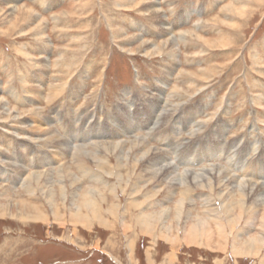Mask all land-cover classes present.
<instances>
[{
	"label": "rangeland",
	"instance_id": "1",
	"mask_svg": "<svg viewBox=\"0 0 264 264\" xmlns=\"http://www.w3.org/2000/svg\"><path fill=\"white\" fill-rule=\"evenodd\" d=\"M237 1L0 0V158L18 165L12 168L17 173L9 169L16 181L0 177V205L12 204L15 211L17 200L25 199L40 205L47 218L0 216V264H264V247L257 256L240 254L234 247L264 235V205L249 195L247 202L255 211L250 208L240 221L229 219L216 176H225L222 184L238 183L253 172L247 178L258 181L255 177L264 168V2ZM17 3L47 18L44 29H36L32 21L9 30L11 7ZM232 3L249 9L248 14L227 11ZM223 39L229 44L221 45ZM155 46L160 53L152 50ZM2 103L16 118L2 113ZM128 121L133 125H126ZM197 126L202 130L193 133ZM186 141V159L198 164L177 161ZM206 143L217 147V153L199 158ZM175 145H181L179 151ZM148 149L157 158L167 155L187 182L180 185L169 173L146 176L147 163L156 158L151 154L142 159ZM84 151L94 157L86 158ZM229 156L235 157L233 163ZM210 163L226 170L212 169L207 174L214 188H208L206 179L201 188L191 177ZM68 174H75L82 191L97 190L100 200L113 208L112 213L102 209L105 221L72 224L69 209L75 206ZM30 176L37 179L29 181L37 187L34 192L24 189ZM53 180L56 204L65 215L62 223L42 193ZM63 180L67 196L61 190ZM253 185L246 184L258 186ZM203 198L213 202L207 206ZM180 202L184 213L198 208L193 217L205 214L222 225L229 219L226 227L220 231L209 223L214 240L199 245L187 243L183 230V240L176 243L151 236L137 221L143 212L149 218L171 212L172 220ZM243 227L248 230L242 235Z\"/></svg>",
	"mask_w": 264,
	"mask_h": 264
},
{
	"label": "bare ground",
	"instance_id": "2",
	"mask_svg": "<svg viewBox=\"0 0 264 264\" xmlns=\"http://www.w3.org/2000/svg\"><path fill=\"white\" fill-rule=\"evenodd\" d=\"M18 1V0H16ZM124 1V0H123ZM237 1V0H236ZM246 1H249V0H244L243 4L246 2ZM129 2V0H128ZM238 2V1H237ZM259 2H264V0H259ZM130 3H135L134 0H130ZM234 3V2H233ZM229 4L227 5V8L228 10L227 11H232L231 13H234L235 11L242 15H247L249 12V9H244V8H236L234 6V4ZM123 4V3H122ZM141 2H138L137 3V6H141ZM145 4V3H144ZM19 4L17 3V5H14L13 7H11V13L10 15L13 16L14 18V21L10 23L13 25L11 28H9V30H12L13 28H18L20 26L19 23H29V22H32L34 21L37 25H36V29H44V26L47 22V18H42L40 17L39 15H37L35 13V11L33 10V8L31 7H28V5H22V6H18ZM143 5V4H142ZM245 5V4H244ZM11 6V5H10ZM9 6V7H10ZM4 9V8H3ZM154 10H152L153 14L155 16H159V9L158 8H154ZM3 11V10H2ZM4 12V11H3ZM8 12V11H7ZM70 12V11H69ZM153 15V16H154ZM161 15V14H160ZM152 16V17H153ZM8 17V16H7ZM10 17V16H9ZM11 19V18H10ZM216 21V20H215ZM19 24V25H18ZM47 27V25H46ZM45 27V28H46ZM17 30V29H15ZM13 30V31H15ZM167 30V29H166ZM36 31V30H35ZM159 31V30H158ZM194 32V31H193ZM40 33V32H39ZM169 33V32H168ZM180 33V32H179ZM182 33V32H181ZM189 33V32H188ZM175 35V34H174ZM187 35V34H186ZM185 35V36H186ZM180 36H183V35H180ZM171 37V36H170ZM169 37V38H170ZM196 37V36H195ZM198 37V36H197ZM167 38V39H169ZM183 38V37H182ZM180 38V39H182ZM198 38L202 39L203 41L205 42H208V40L204 39L203 37L199 36ZM171 39V38H170ZM185 39V38H184ZM144 42V41H143ZM165 42V41H164ZM167 42V41H166ZM178 42V41H177ZM212 44H213V41H211ZM169 44V42H167ZM171 43V46L176 44V41H175V37H174V40ZM209 43V42H208ZM221 45H227L229 44V42H226L223 40H220L219 42ZM147 44V43H146ZM215 44V43H214ZM217 44V43H216ZM142 45V44H141ZM158 45V44H157ZM170 45V44H169ZM219 45V44H217ZM144 46V45H142ZM166 46H164L165 48ZM176 46H173L172 48H174ZM223 47V46H222ZM19 48V47H18ZM137 48V47H136ZM146 48V47H145ZM163 48V49H164ZM140 49V48H139ZM156 50L157 52L160 53V46L158 47H154L152 48V50ZM168 52V51H167ZM170 52V50H169ZM175 52V51H174ZM147 53V52H146ZM163 53V52H162ZM73 54V53H72ZM152 54V53H150ZM153 54L155 55V53L153 52ZM167 54V53H166ZM171 54V53H170ZM174 56V55H173ZM38 59V58H37ZM41 60V59H40ZM26 62V61H25ZM36 64V63H35ZM43 64V63H42ZM30 72V71H29ZM54 87V86H53ZM50 90V89H49ZM56 91V90H55ZM49 93V92H48ZM54 93V89H52V91H50V95L52 96V94ZM57 94V93H56ZM33 95V94H32ZM42 95V94H41ZM175 95V94H174ZM45 98V97H44ZM159 98H162L161 96ZM51 100V99H50ZM49 101V100H48ZM53 101V100H52ZM169 101V100H168ZM171 101V100H170ZM1 102V101H0ZM7 102V101H6ZM23 103V102H22ZM169 104V103H168ZM170 105V104H169ZM36 107V106H35ZM169 107V106H168ZM1 108L3 109L2 113L3 114H7L9 115V117L11 116L12 118H16V116H13L12 115V112H10L9 108L5 106V104L2 103V106ZM13 108V107H12ZM79 108V107H78ZM219 110V109H218ZM36 112V111H35ZM166 112V111H165ZM169 112V111H168ZM171 113V112H170ZM42 114V113H41ZM168 116L170 114H167ZM40 116V115H38ZM43 116V115H42ZM187 116V115H186ZM47 117V116H45ZM157 118V117H156ZM190 119V118H189ZM12 120V119H11ZM17 120V119H16ZM167 120V119H166ZM170 120V119H169ZM150 121V120H148ZM193 121V119H192ZM191 121V122H192ZM152 123V122H151ZM151 123H146L147 127H149L150 125H152ZM168 123V122H167ZM126 125H133L131 121H128V123ZM201 125V124H200ZM35 126V125H34ZM37 126V125H36ZM39 127V126H38ZM44 127V126H43ZM214 129V127L212 128ZM211 129V130H212ZM42 130V129H41ZM200 130H202V127L201 126H197L195 129H193V133L195 132H199ZM42 133V132H41ZM200 133V132H199ZM169 135V133H168ZM202 138V136H200ZM194 138V137H193ZM68 141V140H66ZM69 142V141H68ZM186 145L187 146H184L183 150L180 152L179 149H180V146L181 145H175L174 147V151H179V155L177 157V161L179 163H185L186 165L191 163V164H198V162H196V160H188L186 159L187 157V153L189 151V148L190 146H188V141H186ZM183 144V143H182ZM216 144V143H215ZM234 144V143H233ZM60 145L63 147L64 146V149H67V145L65 142L63 143H60ZM184 145V144H183ZM205 147L203 150H205L204 152H202V154L200 153L199 154V158H202V156L205 155L206 159H209L211 156H214L216 155L217 151V147L216 148H209L207 147V143L204 144ZM222 145V144H220ZM67 146V147H66ZM138 146H140V144H138ZM215 146V145H214ZM235 146H236V142H235ZM134 147L136 148V144L134 145ZM141 147V146H140ZM218 152L219 151H222V148L218 145ZM194 148V147H193ZM228 148V147H227ZM240 148V147H239ZM242 148V147H241ZM49 149V148H48ZM1 150V149H0ZM110 150V149H109ZM80 152L82 150H79ZM111 151V150H110ZM153 151V150H152ZM231 151V150H230ZM56 152V151H55ZM112 152V151H111ZM192 152V151H191ZM109 153V151H108ZM118 153V152H117ZM198 153V151H197ZM242 154L243 151L241 152ZM5 154V153H4ZM63 154V153H62ZM106 154V153H105ZM154 155L156 158H152L153 160H151L150 163H147L146 166H149L146 170L147 174L146 176H152V178H159L160 175H164V174H167L169 173L170 175L173 176L172 179L174 180H179L177 183L182 185L183 183L185 184V182H187V179L186 177L183 178L184 174H179L177 172V169L178 167L173 163L172 160L170 161H167L168 159V156L163 154L165 156L162 157V158H157V152H151V149H148L147 152H145V154L142 156V159L145 158L146 156H150V155ZM159 154V153H158ZM6 155V154H5ZM111 155V154H110ZM129 154H127L128 156ZM83 156H85L86 158H93L94 156L91 154V153H88L87 151H84L83 152ZM108 156V155H107ZM124 157V156H123ZM2 158V157H1ZM0 158V160H2ZM108 159V158H107ZM106 159V160H107ZM119 159V158H118ZM229 159L230 161L233 163L235 161V157H232V156H229ZM10 160H13L9 157H5V159H3L1 162L4 163V164H0V171L2 173V175L0 174V177H2L3 175L7 176V178L5 179L6 180H15V178H13L11 175V171H15L13 170L14 168L18 167L17 165V161L13 160V161H10ZM84 160V159H83ZM102 160V159H101ZM104 160V159H103ZM137 160V159H136ZM159 160V161H158ZM87 161V160H86ZM118 161L121 162V164H125L123 161L124 159H119ZM140 161V160H139ZM146 161V160H145ZM27 162V161H26ZM60 162V161H59ZM85 163V161H84ZM111 163V162H110ZM136 163V162H135ZM152 163V164H151ZM244 165H245V162H242ZM236 164V163H234ZM233 164V165H234ZM24 165V166H23ZM79 165V164H78ZM100 165V164H99ZM105 165V164H104ZM111 165V164H110ZM21 167H23L24 169H26V165L25 163L23 164H20ZM95 166H96V163H95ZM120 166V165H119ZM78 167V166H77ZM86 167V166H85ZM98 167V166H97ZM104 167V166H103ZM110 167V166H109ZM156 167V168H155ZM249 167V166H248ZM248 167L245 168V167H242L241 169L243 171H248ZM8 168V169H7ZM13 168V169H12ZM91 169V166L88 167ZM96 168V167H95ZM121 168V166L119 167V169ZM172 168V170H170ZM218 169V173H220L221 169L222 168H219L217 167L216 164H212L210 163V165H207L206 168L203 169V173H195L193 175V177H191V181L194 182V183H198L201 185V188H203L204 184L206 183L209 187L208 188H214V186H212L210 184V181H209V173L212 169ZM10 169V170H9ZM79 169L84 171V168L82 165H79ZM87 169V168H86ZM85 169V171L87 172V170ZM94 169V168H93ZM105 169V168H104ZM111 169V168H110ZM264 169V168H262ZM260 170L259 172L263 171V175H260V176H257L258 173H254V174H257L255 178H257L258 181H251L252 178H247L249 175H246V178L243 179L242 181H238V183L234 182V180L230 181V182H227V183H223L222 184V180L225 179V176H218V187L220 188L219 192L220 193V197H222V199L224 200V203H223V213H226L227 217L229 219L232 220H243L246 216H245V213L249 210V213H250V208L252 209L253 207L247 202V196L249 195H253L255 196L256 198L254 199V201H256L257 203H260V205H264V181L260 180V178H263L264 179V170ZM23 170V169H21ZM73 170V169H72ZM79 170V171H80ZM96 170V169H95ZM109 170V169H108ZM122 170V169H120ZM223 170H226L225 168L222 169ZM111 171V170H110ZM188 171V170H187ZM256 171V170H255ZM16 172V171H15ZM22 172V171H21ZM74 172V171H73ZM72 172V173H73ZM108 172V171H107ZM212 173H214V170L211 171ZM249 172V171H248ZM10 174V175H7V174ZM17 173V172H16ZM20 173V172H19ZM85 173V172H84ZM89 173V172H88ZM101 173V172H100ZM124 173V172H123ZM150 175H149V174ZM95 174V173H94ZM122 174V173H121ZM188 174V173H186ZM68 178H69V183L71 184V187L72 188V191H70L71 193V200H72V203L75 208H68L69 209V216H70V219L72 224L73 225H82V226H89L93 221H97V222H101V221H105V218H104V213L102 211V209H104V211H106L107 213L108 212H111L113 211V208L111 210V206L109 207L107 204L105 205V202L104 200L105 199H102L100 200V197L98 195V193H96V191H91V190H87V191H82L81 190V184H79V180L75 178V174H68ZM98 175V174H97ZM113 175V174H112ZM189 175H192V174H189ZM18 176V175H17ZM24 176V175H23ZM50 174L47 175V178L48 180H50ZM121 177V179H123V175H119ZM188 176V175H187ZM215 176V177H216ZM233 176H236L235 174H233ZM19 177V176H18ZM22 178V176H20ZM19 177V181H21V178ZM40 177V175H39ZM166 177V176H165ZM237 177V176H236ZM94 178V177H93ZM168 178V177H167ZM230 178V177H229ZM232 178V177H231ZM35 179L33 176H30V179L27 180V182H25L24 184V189L26 192H34L35 191V188L37 187H32L33 185L31 184V182H29L30 180H33ZM90 179V178H89ZM92 179V178H91ZM99 177H96V180L97 182H99ZM131 179V177H129V180ZM163 179V178H162ZM207 180L204 184L202 182H204V180ZM213 179V178H211ZM37 179H35L36 181ZM150 180V179H149ZM230 180V179H229ZM16 181V180H15ZM34 181V180H33ZM126 181V180H125ZM246 181H250L251 183H248ZM44 182V181H42ZM50 182V181H49ZM52 182V181H51ZM101 182V181H100ZM130 182V181H129ZM172 182V180H171ZM215 182V181H214ZM154 183V182H153ZM42 184V183H41ZM48 184V183H46ZM54 184V180H53V183L50 185L53 186ZM66 181L64 182V180L62 181L61 183V190H64L63 193H64V196H67L66 195V192H67V189L66 188ZM128 184V183H127ZM246 184H254V185H258L257 187H248L246 186ZM36 185V184H35ZM44 185V183H43ZM253 185V186H254ZM261 185V187L259 186ZM263 185V186H262ZM48 186V185H47ZM157 186V185H156ZM41 187V185H40ZM48 187V191H41L42 193H44L43 195H45V199H47L48 201L47 202H50L51 204V208H52V212H53V216L55 218V220L59 221L62 223V221L64 220V217L65 215L62 213V211H60V208L57 206V200L55 199V187ZM157 189V188H156ZM207 189V188H206ZM37 190V189H36ZM80 190L82 192H80ZM135 190V189H133ZM190 190V189H189ZM188 190V191H189ZM40 191V190H39ZM174 191V190H172ZM5 192V191H4ZM80 192V193H79ZM136 193V192H135ZM255 193V194H253ZM41 194V193H40ZM62 194V193H61ZM102 194V193H101ZM175 194V193H174ZM184 194H187V191L185 190V192H183V195ZM63 195V194H62ZM137 196V195H136ZM204 196V195H203ZM210 196V195H209ZM104 197V196H103ZM148 197V196H147ZM62 198V197H61ZM131 198V197H130ZM252 198V197H251ZM138 199V198H137ZM204 199V198H203ZM135 200V199H134ZM188 200V199H187ZM251 200V199H250ZM253 200V199H252ZM60 201V200H59ZM162 201V200H161ZM193 201V200H192ZM204 201H206V204L205 205H209L211 204V198H205ZM104 202V203H103ZM135 202H137V200H135ZM57 203V204H56ZM70 203V202H69ZM102 203L103 205L105 206H102ZM160 203V202H159ZM255 203V202H254ZM14 204V203H13ZM146 204V203H145ZM197 204V203H196ZM195 204V205H196ZM15 206V211L12 210V204L9 205H5L4 204V207L2 208V204L0 205V216H7V215H11L13 217H17V218H20L22 220H38V219H43L45 220L46 216L44 214V211L41 209L40 205H35L33 204L32 202H29L28 200H25V199H19L17 200V202L14 204ZM141 206V205H140ZM179 206V205H178ZM181 206V208H180ZM180 206L177 208L176 212L174 213L175 216L172 217L173 219L171 220V212H166V213H163V214H158V215H154L155 218H149V216L147 217V215L143 212L141 215L144 214V216L146 218H141L140 216L138 217L137 221L138 223L140 224V226L142 227V229H144L145 231H147L151 236H154V237H161L163 239H167L169 241H174L176 243L177 240H183L182 238H180V231L183 230V236H184V240L187 242V243H197V244H210L212 243V241L214 240V235L215 234L214 232L215 231H212L211 228H210V225L209 223H213V224H216L217 226L216 227H219L220 228V231L226 227V224H227V220L229 219H225L224 220V224L222 225L220 221L216 220V219H211V217H207V215H203V214H197L196 217H193V213L194 211H196L195 209H198V208H190L189 209V212L187 210L186 213H184V205H183V202L181 203L180 202ZM197 206V205H196ZM205 206L204 209H208L209 211H214L213 208H209ZM138 208V207H137ZM141 208V207H140ZM14 209V208H13ZM183 209V210H182ZM256 209V208H255ZM255 209L253 208L252 210L255 211ZM141 210V209H140ZM164 210V209H163ZM240 210V212L238 213V211ZM51 212V213H52ZM68 213V212H66ZM253 213V212H252ZM114 214V213H113ZM236 214H238V218H236ZM218 215V214H217ZM68 216V217H69ZM106 216V215H105ZM185 216V219L183 220L182 217ZM195 216V215H194ZM251 217L253 216V214L250 215ZM216 217V216H215ZM219 217V216H218ZM247 218V217H246ZM47 219V218H46ZM171 220V221H170ZM184 221V222H183ZM230 222V221H229ZM228 222V223H229ZM233 222V221H232ZM235 223V222H234ZM234 223H233V226H234ZM253 223V222H252ZM251 223V224H252ZM138 224V225H139ZM239 224V223H238ZM229 225V224H228ZM232 226V225H230ZM229 226V227H230ZM264 228V218H263V226ZM219 228H217L219 230ZM247 228V227H245ZM245 228L243 227L242 231L240 232V234L246 232V230H248V228L245 230ZM261 228V227H260ZM132 229V228H131ZM175 230L177 231L176 234L174 233ZM225 230V229H224ZM264 230V229H262ZM224 232V231H223ZM239 234V233H238ZM245 234V233H244ZM226 235V234H225ZM235 235V234H234ZM243 235V234H242ZM132 238V237H131ZM226 239V237H223L222 236V240ZM243 239V238H242ZM227 240V239H226ZM236 240V239H235ZM234 241V240H233ZM236 242V241H234ZM219 244V243H218ZM229 244V243H227ZM221 245V244H220ZM237 245V244H236ZM236 245H234L235 249L238 251V253H243V254H251V255H254V256H257V254L260 253V251L262 250V248L264 247V235L262 234H259L257 235L256 237H254V239H250L248 241H242L240 246H238L239 248H236ZM174 248V247H173ZM226 248V246H225ZM224 248V249H225ZM233 250V249H232ZM235 250V252H236ZM263 251V250H262ZM234 252V251H233ZM248 256V255H247ZM253 256V257H254ZM174 258V257H173Z\"/></svg>",
	"mask_w": 264,
	"mask_h": 264
}]
</instances>
